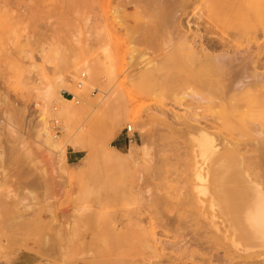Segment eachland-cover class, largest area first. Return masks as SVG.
Returning a JSON list of instances; mask_svg holds the SVG:
<instances>
[{
  "label": "rangeland",
  "instance_id": "rangeland-1",
  "mask_svg": "<svg viewBox=\"0 0 264 264\" xmlns=\"http://www.w3.org/2000/svg\"><path fill=\"white\" fill-rule=\"evenodd\" d=\"M165 2L0 0V264H264V0Z\"/></svg>",
  "mask_w": 264,
  "mask_h": 264
},
{
  "label": "bare ground",
  "instance_id": "bare-ground-1",
  "mask_svg": "<svg viewBox=\"0 0 264 264\" xmlns=\"http://www.w3.org/2000/svg\"><path fill=\"white\" fill-rule=\"evenodd\" d=\"M164 2H165V0H164ZM168 3H171V2H168ZM187 24L185 26V31H184L185 32V38H182L185 42V50H187L188 52L194 53L195 50L198 48L199 50L195 56L197 58L198 62L206 61L207 59L208 60H219L220 58H223V59L226 58L228 61V62H226V64H229L227 66H230V67L236 69V71L241 72V71H245L248 69V68H246V65L249 64L250 62H247V58L245 59L242 56L238 57V58L235 56L231 58L227 54H223L220 56H214L210 50H214V49H217L219 47L222 49L224 47L228 48L229 46L222 45L219 42H217L216 44H213V45H207L206 43H203V40H202L200 33L197 30L196 31L191 30ZM188 33H189V35H187ZM192 35H193V37L190 38V36H192ZM195 37L198 38L197 41L194 39ZM230 46L235 47L233 44H231ZM260 64H261V62H256V61L251 62V67H252L251 77H259L263 81L262 75L255 72V70L260 66ZM195 119H197L196 116L191 115L190 113L188 114V116L186 118L187 121L188 120H195ZM198 130H199V133L201 136L205 137V135H207L205 133V131H203L201 128ZM202 146H205V145L204 144L202 145L200 143L199 147H200L201 151H203V148H204ZM195 179H197V181L199 182V184H197L198 186L196 185L197 187L195 188L197 191V194L204 195L205 194L204 183L206 182V177L203 176L201 173H197ZM245 216H246L245 218H247V220L250 224V227H252V228L253 227H261V229H264V198H262L261 196L260 197L256 196L253 206L248 209ZM260 233H262V232H260ZM260 237H261V234H260ZM261 239H262V237H261Z\"/></svg>",
  "mask_w": 264,
  "mask_h": 264
},
{
  "label": "built area",
  "instance_id": "built-area-1",
  "mask_svg": "<svg viewBox=\"0 0 264 264\" xmlns=\"http://www.w3.org/2000/svg\"><path fill=\"white\" fill-rule=\"evenodd\" d=\"M80 85H81L80 82L77 83V86H80ZM72 98H73V97H72ZM125 134H126V137L129 139V141H131V138L133 137V131L131 130V126H130V125H128V126L126 127Z\"/></svg>",
  "mask_w": 264,
  "mask_h": 264
}]
</instances>
